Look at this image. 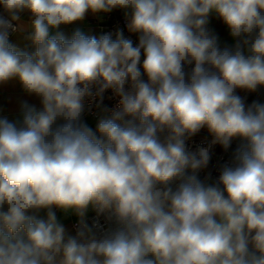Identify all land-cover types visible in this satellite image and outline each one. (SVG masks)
<instances>
[{"label":"clouds","instance_id":"obj_1","mask_svg":"<svg viewBox=\"0 0 264 264\" xmlns=\"http://www.w3.org/2000/svg\"><path fill=\"white\" fill-rule=\"evenodd\" d=\"M117 10L135 42L77 26ZM13 82L39 106L0 115V264H264V102H247L264 0H0ZM214 145L231 155L216 177Z\"/></svg>","mask_w":264,"mask_h":264},{"label":"crops","instance_id":"obj_2","mask_svg":"<svg viewBox=\"0 0 264 264\" xmlns=\"http://www.w3.org/2000/svg\"><path fill=\"white\" fill-rule=\"evenodd\" d=\"M101 20L102 17H97L90 13L86 17L85 22L77 26L81 27L86 33L99 36L98 23ZM73 27L75 26H69L64 30L67 34H70ZM210 27L213 28L219 34L222 43L224 42H227L229 44L232 43V40L228 35L227 29L221 21L213 17L210 23ZM12 40L14 43L19 44L22 48L26 47L28 48L29 51L34 50V48L30 45V42L24 40L23 37L13 36ZM241 95H244V93H241ZM252 99L253 100L259 99L261 102H264V91H262L260 94H249L247 98V102L249 103ZM22 100H28L30 103H34L37 106H39V101L34 97H28L25 94H23L19 85L16 84L15 82L7 86L0 87V115H7L9 119H15L18 115L19 104ZM86 120L90 126L94 124V120L92 118L86 117ZM58 216L61 217L66 227L72 230V222L76 221V217L69 216L67 219H64L62 213H58Z\"/></svg>","mask_w":264,"mask_h":264},{"label":"built area","instance_id":"obj_3","mask_svg":"<svg viewBox=\"0 0 264 264\" xmlns=\"http://www.w3.org/2000/svg\"><path fill=\"white\" fill-rule=\"evenodd\" d=\"M98 27H99V35L106 32H112L114 34L116 30L123 29L125 36H130L134 42L136 41V36L127 32L123 13L120 12L119 10L114 11L111 14L102 16V20L98 23ZM108 95H110V93L106 94L105 104L108 105L110 108L114 107L117 101L107 99ZM251 101L249 103H251ZM94 113L95 114L86 116L94 120V124L91 126L93 128H95L97 119L99 118L100 115L95 110ZM210 141H211V137L208 136L206 130H202V132L199 135L194 137L193 140L189 142V148L195 150L197 147L201 145L207 147ZM235 146H236V142H233V148H235ZM211 153H212V159L210 161L209 171L212 172L213 177H216L219 174L217 170L218 165L224 162H228L231 159V155L230 152L226 153L221 146L219 149H216V145L212 146ZM94 216L95 213L93 212H90L88 214L89 223H91ZM75 223L76 221L72 222V226ZM101 223L102 224L104 223L103 218H101Z\"/></svg>","mask_w":264,"mask_h":264},{"label":"rangeland","instance_id":"obj_4","mask_svg":"<svg viewBox=\"0 0 264 264\" xmlns=\"http://www.w3.org/2000/svg\"><path fill=\"white\" fill-rule=\"evenodd\" d=\"M220 148V145H216V149H219Z\"/></svg>","mask_w":264,"mask_h":264}]
</instances>
